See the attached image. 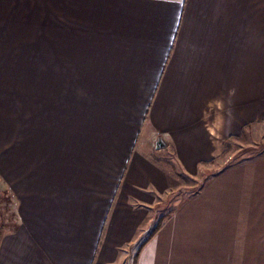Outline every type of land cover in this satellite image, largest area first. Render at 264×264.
Segmentation results:
<instances>
[{
    "label": "crops",
    "instance_id": "crops-1",
    "mask_svg": "<svg viewBox=\"0 0 264 264\" xmlns=\"http://www.w3.org/2000/svg\"><path fill=\"white\" fill-rule=\"evenodd\" d=\"M263 124L264 0H0V264H264Z\"/></svg>",
    "mask_w": 264,
    "mask_h": 264
},
{
    "label": "rangeland",
    "instance_id": "rangeland-1",
    "mask_svg": "<svg viewBox=\"0 0 264 264\" xmlns=\"http://www.w3.org/2000/svg\"><path fill=\"white\" fill-rule=\"evenodd\" d=\"M73 87L75 88L74 92L81 90V92H83V93H81V97H83L84 86L76 85ZM67 91H68V86H62V95H61V101H60V105L62 106L61 117H60L61 119L59 120V118H58V123L60 122L62 124L68 123V122H66L68 120V117H67L68 116V110L79 109L77 101H82V100H78L77 98H75L77 96L75 94L72 97L73 102H68L69 97L67 96ZM69 105H70V107H69ZM73 105H76V106L73 107ZM76 107H78V108H76ZM51 112L52 111H48V112L46 111V114H48L45 117V124L46 125H52L54 123V118H53ZM18 119H20V117ZM74 125H75V123H74ZM248 131H249V129H247L244 132V135H246V136H243L239 142V144L241 146L240 148L233 149L232 147H230V149L225 152L224 156L221 157L222 161L217 163V164H221L219 167H224L228 163L229 164L234 163V162L240 161L246 157H250V156H253V155H256L259 153H264V124L261 126L253 128V133L251 135H249ZM13 135H14V139L20 140L23 133L19 132V133H14ZM162 150H161V152H162ZM231 152H232V154H231ZM223 161H226V162L221 163ZM171 167H172L173 172L175 173V171L177 169L175 162L172 163ZM203 170L206 171L205 169H203ZM200 182L201 181H200V179L198 180V177L196 179H193L192 177H188L187 175L184 174V199L191 196L194 189L198 187ZM7 201H8V199H7ZM6 205L9 206V208H11V205L9 203L5 202V198L0 197V211L1 212H3V208H5Z\"/></svg>",
    "mask_w": 264,
    "mask_h": 264
},
{
    "label": "water",
    "instance_id": "water-1",
    "mask_svg": "<svg viewBox=\"0 0 264 264\" xmlns=\"http://www.w3.org/2000/svg\"><path fill=\"white\" fill-rule=\"evenodd\" d=\"M164 145H165V144H164L163 140L159 139V140L157 141L156 147H157V148H161V147H163Z\"/></svg>",
    "mask_w": 264,
    "mask_h": 264
},
{
    "label": "trees",
    "instance_id": "trees-1",
    "mask_svg": "<svg viewBox=\"0 0 264 264\" xmlns=\"http://www.w3.org/2000/svg\"><path fill=\"white\" fill-rule=\"evenodd\" d=\"M229 148H230V146H229V143H228V144H226V150H229ZM0 196H1V194H0Z\"/></svg>",
    "mask_w": 264,
    "mask_h": 264
}]
</instances>
